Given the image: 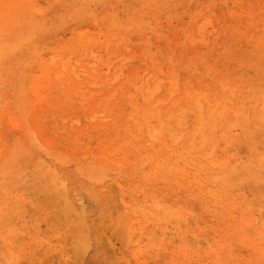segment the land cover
Wrapping results in <instances>:
<instances>
[{"label":"bare ground","instance_id":"bare-ground-1","mask_svg":"<svg viewBox=\"0 0 264 264\" xmlns=\"http://www.w3.org/2000/svg\"><path fill=\"white\" fill-rule=\"evenodd\" d=\"M73 1L75 5L84 2ZM257 1L264 5V0ZM36 3L0 0V218L11 233L15 230L14 215L26 213L24 195L31 193L38 200L47 195L51 204L46 208H51L64 226V233L41 241L33 236L20 249L21 241L13 235L18 230L4 235L8 254L6 260L0 257V264L33 262L37 250H58L54 257L61 258L63 264H96L102 250L113 258L109 261L103 254L102 264H143L138 233L154 234L146 230L152 222V210L157 214L168 210L175 222L187 223L192 217L187 209L200 213L195 209L196 202L201 213L216 220L217 194L208 198L200 176L191 179L183 163L192 164L198 171L209 170L210 191H215L220 182L236 179L238 173L264 174V155L255 160H234V153L225 152L222 143L230 142L224 124L229 127L228 123L234 124L241 115H247L254 124L264 123L261 81L222 68L216 64V57L201 66L205 51L202 55L194 50L186 56L178 52L172 62H167L170 54L163 53L161 64L149 57L150 61L125 72L123 55H116L114 50L120 47L114 39L122 41L118 27L125 24L126 28L138 29L137 24L154 20L162 12L164 7L158 5L163 3L152 2L138 22L96 20L104 33L103 41L86 32L68 40L55 39L57 31L33 7ZM245 16L239 39L264 48V12L256 18L252 12ZM205 34L208 37V32ZM201 35L191 31L187 38L198 44V39L203 42ZM219 58L222 60V55ZM95 61L106 65L110 73L90 65ZM120 72L124 73L122 79ZM49 110L61 115L58 133L66 132L64 138L72 137L69 127L75 120L80 124L79 131L92 127L88 138L101 148L93 153L89 143L83 141L82 155L63 151L41 124ZM241 110L243 114H239ZM121 179L129 186L130 195L125 194ZM195 182L197 187L193 186ZM137 212L144 223L140 228L136 227ZM197 213L194 215L203 219ZM227 218L230 231L241 234L245 230L243 222L248 219L236 223L232 217ZM36 221L45 224L43 218ZM176 230L187 242L188 228ZM122 254L134 260H123Z\"/></svg>","mask_w":264,"mask_h":264},{"label":"rangeland","instance_id":"rangeland-1","mask_svg":"<svg viewBox=\"0 0 264 264\" xmlns=\"http://www.w3.org/2000/svg\"><path fill=\"white\" fill-rule=\"evenodd\" d=\"M77 1H84L83 5H75V1L73 0H37V5H33V7L43 14L45 20L48 22L47 25L54 27L53 30L57 31L53 35L55 39L60 37L61 39L68 40L77 33L86 32L91 36L99 37L103 41L105 40L104 33L100 29V26L96 25V20L100 23L118 20L138 22L140 18L146 15L148 9L153 6L151 5L152 2L164 4L158 5L164 7V9L154 17V20H146L141 25L137 24L135 27L138 29H133V27L126 28L125 24L118 27L119 36L122 38V41L114 39L115 42H120V47L115 46L114 50L115 54L117 53L116 55H123L121 60L126 65L125 72L127 73H130V70L134 66H139L147 60L150 61L151 58L154 61L155 59L158 60L155 61L157 64H161L164 61L162 57L163 53L170 54L167 62H172L174 61L175 54L178 52L186 56L189 52L191 54L193 50L197 54L199 52L202 55L205 51V56H202L204 63L201 66H206L207 62L212 61L216 57V64L221 65L222 68L231 70L242 78L249 77L251 79L253 77L261 81L264 86V58L261 56L264 55V48H256L250 42L244 40L246 41L245 43L239 39L241 22L245 19V15L252 12L254 14L253 17L256 18L261 12H264V5H258L257 0ZM238 2L239 4L236 5ZM197 6L200 9L199 11H196ZM207 20L210 25H208ZM198 23L202 24L201 28ZM69 24L72 25L71 28ZM65 27L68 28L66 29ZM143 27L146 28L144 29ZM198 27L200 28L199 31ZM191 31H195L196 35L199 36L203 34V37L202 35L200 37L203 39V42L200 39H198L197 45L189 42L187 35ZM206 32H208V37H206ZM205 38L208 39L204 42ZM222 42L225 43L223 44ZM214 43L215 45H213ZM148 47L150 50L147 49ZM120 49L121 52H118ZM147 50H149V53ZM221 55L222 60L219 58ZM90 65H94L96 69H103L102 72L104 74L110 73V69L106 65L100 64L97 61ZM123 77L124 73L120 72L119 78L122 79ZM43 108L47 109L48 106L44 105ZM243 113L244 111H239V114ZM59 118H61V115L49 110V114L41 120V124L63 151L69 154L82 155L81 151L85 147L83 141L89 143L93 153L96 152V149L101 148L97 145L96 141L93 139L90 141L88 138V135L93 130L92 127L79 131L80 124L75 120L70 123L69 127L72 137L64 138L63 135L66 132L58 133ZM235 123L232 124L234 126L228 123L229 127L224 124L230 138V142H223L222 140L225 152L234 153L232 155L234 160L248 161L262 157L264 155V123L257 121L254 124L253 121L249 120L247 115H241ZM236 126L239 127L237 128ZM238 142H241V144L239 145ZM102 145L104 147L105 143ZM110 151H113V149L110 148ZM239 151L240 153L237 154ZM182 168L192 177L191 179L196 175L200 176L202 191L208 198L213 197L212 193L217 194L215 196L216 220H210L215 219V217L211 218L210 215L201 213L203 210L196 202L195 209L200 212L201 216L203 215V219L197 218L194 215L197 212L193 211V208H189L186 210V213L188 216L192 215V217L187 221L188 224L182 221L175 222V217H169L168 210L160 211L158 214L152 210L149 215L152 222L146 230L149 232L153 231L154 234L152 236H155V238L152 239V236L150 237L147 234L142 236L141 232L138 233L141 239L140 242L142 243L141 259L144 262L143 264H152V262L153 264H264V183L260 184L262 180L264 182V179H259L260 177L264 178V174L241 175L238 173L236 179L228 180L227 183L220 182L219 185H216L215 191H210L207 186V178L210 176L208 169L198 171L192 164L186 165L184 163L182 164ZM253 177L256 178V181L253 180ZM120 182L124 186L125 194L130 195L129 186L126 182L122 179ZM198 185L197 182L193 184L194 187ZM256 187L257 189L259 187L258 191ZM260 188L263 190L261 191ZM229 189L231 190L229 191ZM259 192L262 193L259 194ZM24 199L27 206L26 213H28L21 216L14 215L13 222L15 226L13 229L15 230L13 232L18 230L17 234V231L10 233L0 218V254H2L0 257H4V260H6L5 255L8 254L2 238L4 235L13 233L15 239H19L18 242L21 241L19 242L20 245H18L20 249L21 246L23 247L28 244L33 236L39 237L41 241L46 237L55 239L56 235L64 233V226L56 219L51 208H46L47 205L50 206L51 204L49 196L45 195L44 199L38 200L31 193H26ZM127 199H129L128 196ZM29 213L32 215L30 216ZM135 216H137V222L139 221L136 227H142L144 223L140 221V214L137 212ZM228 216L232 217L233 222L236 223L243 221L242 219H248V222H243L246 225L245 230L243 229L241 234L237 231L232 232L229 230V225L227 224L229 220ZM38 218H43L45 224L39 225L36 221ZM44 227L47 229L45 230ZM185 227L189 230L188 237H186L187 242H185L186 240H182L179 236V231L176 230V228L182 230ZM33 228L39 229L42 232L37 234L34 231V234H37L34 235ZM162 228H165V233H162ZM20 231L23 233H20ZM53 243L55 244L56 240ZM55 253L58 254V250L48 252L37 250V258L33 262H24V264H63L61 258H58V256L54 257ZM99 254L95 260L96 264H102L104 256L109 261L113 259L107 257L109 253L105 250H102ZM122 256L125 261L130 258L131 261L133 259L132 256H127L126 254H122Z\"/></svg>","mask_w":264,"mask_h":264}]
</instances>
